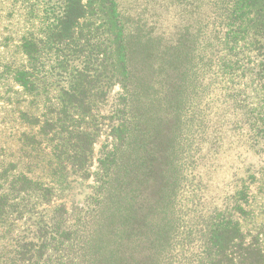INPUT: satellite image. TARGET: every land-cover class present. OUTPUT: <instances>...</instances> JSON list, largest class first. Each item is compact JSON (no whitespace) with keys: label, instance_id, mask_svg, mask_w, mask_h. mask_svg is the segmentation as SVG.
I'll return each instance as SVG.
<instances>
[{"label":"trees","instance_id":"16d2710c","mask_svg":"<svg viewBox=\"0 0 264 264\" xmlns=\"http://www.w3.org/2000/svg\"><path fill=\"white\" fill-rule=\"evenodd\" d=\"M19 2L26 3L21 35L0 42V238L15 247L10 255L1 250L0 264H109L100 252L109 217H102L100 208L106 183L120 159L121 136L128 126L124 116L134 105L130 33L120 0ZM155 2L157 24L153 21L154 27L144 35L156 42L150 62L157 73L170 65L169 71L179 73L166 75L172 85L159 96L160 101L168 97L169 107L164 108L168 124L178 132L172 119L181 121L183 108L177 95L188 83L191 90L186 93L195 87L203 112L212 99L221 108L220 119L228 116L230 131L264 152V0ZM171 8L173 39L164 44L162 36L169 30L163 23ZM186 42L190 47L185 50ZM147 57H139L137 64L151 68ZM150 76L148 72L141 78ZM115 85L119 90H113ZM138 88L135 68V101L146 97L139 95ZM108 98L114 103L104 112ZM196 103L192 102V109ZM212 113L190 115L187 123L195 130L189 128L185 140L197 131V144L207 148L211 142L217 144L223 121H212ZM206 122L216 133H208ZM104 125L108 137L95 153ZM175 141L172 137L171 144ZM209 159L207 152L202 160ZM37 171L45 172L46 180ZM70 174L93 176L92 191L82 205L67 206L53 199V184ZM179 179L170 180L172 187L167 189L174 203L182 186ZM231 195L229 205L214 208L203 221L200 243L190 253L189 264H264V232L244 226L250 211L247 185H236ZM176 205L172 222L166 223L177 221L181 228L186 212ZM123 216L125 222L128 217Z\"/></svg>","mask_w":264,"mask_h":264},{"label":"rangeland","instance_id":"374dc122","mask_svg":"<svg viewBox=\"0 0 264 264\" xmlns=\"http://www.w3.org/2000/svg\"><path fill=\"white\" fill-rule=\"evenodd\" d=\"M40 3L41 1H38V4ZM25 6L26 3H21L19 0H0V42L6 36L13 38L21 35ZM155 6V0H120L125 28L130 33L128 47L130 68L134 79V105L124 116L128 121L126 130L129 131L122 132L120 159L106 183L105 197L100 208L102 217H109V226L105 234L106 243L100 249V252L104 251L107 256L105 260L109 264H170V262L171 264H183V262L189 264L192 257L190 253L195 245L200 243L199 237L204 228L203 221L206 222L208 214L214 208L224 209L229 205L231 193L236 185L238 187L247 185L249 201L246 207L250 211L246 216V222L247 220L248 222L244 223V226L264 232V152L261 147L253 146L251 140L246 142L243 138L235 136L226 122L228 116L223 120L220 119L218 115L222 114L221 108H218L217 103L212 99L209 101L207 110L203 112L198 94L195 96L194 93L195 87L193 91L186 93L191 90L188 83L185 84L186 88L181 87V92L177 95L180 99L177 104L183 108L181 121L178 124L177 118L172 119L178 125V132L177 127L169 125L164 116V108L169 107L168 97L164 96L160 101L159 96L168 92L172 85V81H169L166 75L178 76L179 73L175 69V72L169 71L171 65L165 72L157 73L154 64L150 62L154 61L156 42L146 39L147 36L144 35L154 27V23L157 24L154 21ZM174 18V10L171 8L163 23L169 30L166 36H162L165 39L164 44L172 42ZM194 28L195 26L192 30ZM186 43L185 50L190 47V43ZM1 50L2 46H0ZM143 56H148L147 62H150L151 68L148 69L146 64L143 67L137 64L139 57ZM135 68L139 76V95L146 96L139 101H135ZM148 72L151 73L150 79L143 81L141 75ZM113 90H119V86L115 85ZM188 96H190L189 99H187ZM212 97L214 98L215 95ZM194 100H197L199 104L196 103L192 109L191 104ZM112 103L114 100L108 98L103 107L104 112L111 108ZM189 109L193 111L189 112ZM209 110L216 112L209 115L212 121L216 123L223 121L222 130L217 133L211 129L213 124L206 122L208 133L212 130L211 134L218 135L217 144L211 142L208 148L207 145L197 144L200 142V137L195 136L197 131L192 139L185 140L190 128L187 123L190 115L191 117L201 115ZM103 122L107 124L108 120ZM201 128L203 129L204 126ZM193 130L195 129L190 128V132ZM107 135L108 128L104 125L97 143L94 144L95 153L106 141ZM126 135L129 136L126 137ZM172 137H176L173 144H171ZM170 144L175 150L172 154ZM186 150H188L187 153ZM207 152L210 159L207 160L208 163H205L202 159ZM171 157H174L172 163ZM191 159H195L194 164L190 162ZM95 166L94 159L92 171L95 170ZM37 173L42 180H46L45 172L37 171ZM177 178H180L179 182L182 186L177 191L178 202L174 203L175 200L169 197L170 191L167 189L172 187L170 180L175 181ZM93 183V176L82 178L78 174H70L61 183L53 184V199L56 203H65L67 206L82 205L91 193ZM174 204H177L175 209L178 207L186 212L181 228H179L180 222L174 221V225L171 223ZM163 207L166 211L162 212ZM120 212L128 217L125 222ZM112 217L118 222L111 221ZM122 221L124 224H120ZM168 221L171 222L166 223ZM163 223L166 224L162 225ZM116 225H118L117 229L109 234L108 230ZM16 229L15 232H17ZM187 233L193 236L186 238ZM14 248L5 239L0 238V252L2 250L10 255L13 254ZM170 252L175 258L174 261L171 256L168 257Z\"/></svg>","mask_w":264,"mask_h":264}]
</instances>
